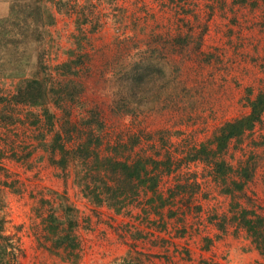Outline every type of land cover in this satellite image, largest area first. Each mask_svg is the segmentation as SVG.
<instances>
[{
  "label": "rangeland",
  "instance_id": "1",
  "mask_svg": "<svg viewBox=\"0 0 264 264\" xmlns=\"http://www.w3.org/2000/svg\"><path fill=\"white\" fill-rule=\"evenodd\" d=\"M80 3L83 15L58 14L49 3L56 23L45 29L51 37L45 65L65 89L60 108L55 93L46 105L54 127L33 124L40 108L1 100L17 79H5L0 69V217L17 264H264L232 207L264 215V114L222 154L234 169L229 179L240 180L243 166L253 169L243 191L223 193L214 165L193 159L202 145L214 151L219 127L247 115L249 99L264 88V0ZM10 8L9 0H0V17ZM77 37L89 38L83 48ZM76 55H83L77 73L59 77L55 67ZM148 57L166 71L163 85L170 84L158 96L153 72L144 98L134 97L131 91L139 90L127 89L123 77ZM120 97L134 113L117 111ZM7 113L19 119L9 122ZM67 114L78 125L71 138L63 131ZM96 114L103 129L91 124ZM89 125L101 139V156L142 158L149 169L156 162V193L163 199L141 188L117 211L87 196L75 179L84 167L72 162L62 169L53 146L59 131L69 149L77 148L87 141ZM65 205L77 212L75 254L47 239L45 219L62 218Z\"/></svg>",
  "mask_w": 264,
  "mask_h": 264
},
{
  "label": "trees",
  "instance_id": "2",
  "mask_svg": "<svg viewBox=\"0 0 264 264\" xmlns=\"http://www.w3.org/2000/svg\"><path fill=\"white\" fill-rule=\"evenodd\" d=\"M9 2L11 8L7 15L0 17V69L5 79H17V81L13 91H9V94L4 98L1 97V100H6L12 105L40 108L39 113H34L33 124L38 125L45 121L46 125L52 128L54 127L55 115L50 112L46 105L51 99H54L53 93H55L54 96L57 98L54 99L55 105L60 108V103L65 96L62 92L65 89H63V81L56 80L53 75L47 73V66L45 65L47 42L49 44L51 40V37H45V29L54 26L56 23L55 15L50 12L49 5L53 3L58 14H71L80 10L81 15H83V6L80 0H9ZM86 23L88 21L84 20L81 25ZM77 39V44L81 48L89 40L88 37H77ZM72 53L74 54L73 51ZM82 56L76 55V57L68 59L67 62L58 64L55 68L61 74L59 77L77 73L78 66L83 64ZM145 60L146 62H144ZM76 61L82 62L73 65ZM139 63V67H129L130 70L123 77L127 89H138L139 91L136 92L131 91L132 95L134 97L143 96L144 98L151 82L150 77L153 72H156L157 75H153L152 86H157L158 96H161L159 88L162 86L165 88L170 84L169 81H165L164 85L162 83L165 80L166 71L151 61L149 57L143 58ZM147 78L150 79V82H146ZM157 91L152 88V92ZM116 103L115 108L119 113L135 112V108L130 107L129 102L122 101V97ZM249 108L250 112L247 115L227 121L219 127L213 137L214 151L212 148L202 145L193 157V159H206L205 161L208 160L207 162L214 165L216 180L222 182L223 193L230 196H233L235 191L244 190L246 184L252 179L251 171L253 169L243 166L239 171L240 180L229 179L234 169L222 157V154L233 140H240L243 135L252 131L262 121L264 88L257 93L254 99H249ZM11 110L13 113L14 109L11 108ZM12 113H7L6 117L10 116L9 122L19 119L18 115L15 114L14 116ZM96 117L98 120L95 118L96 121H92L91 124L95 122L99 129L100 127L103 129L104 124L99 121V115L96 114ZM66 122L69 129L66 131L63 128L64 133L70 138L71 136L74 137V134H78V125L70 119L69 115ZM88 128L85 130L88 134L87 141L80 143L77 148L69 149L63 142L64 138L59 131L56 133L53 146V151L60 155V159L55 162L62 169L72 162H77L84 167L81 171L76 172L75 179L87 196L96 199L97 205L105 204L120 211L123 206L128 204L129 200L136 198L141 188L152 194L157 192L160 174L154 170L158 168L156 162V166L154 165L153 169H149V163L142 158L132 160V162L128 159H118L116 155L101 156V153L98 152L101 139L99 136H95L93 131L96 128L92 125H89ZM115 150L118 153L117 147ZM211 160L213 161L211 162ZM92 165L98 168H93ZM156 197L163 199L157 193ZM232 207L237 209L235 204H232ZM63 208L62 218L53 213L45 219L47 239L57 250L63 249L70 254H75L74 252L79 248L74 235L78 226L77 212L69 205H65ZM235 210H233V219L237 220L246 230L252 244L264 257V215L244 207L238 209V213ZM4 225L5 220L0 217V264H17L19 255L14 247L13 239L5 234Z\"/></svg>",
  "mask_w": 264,
  "mask_h": 264
}]
</instances>
